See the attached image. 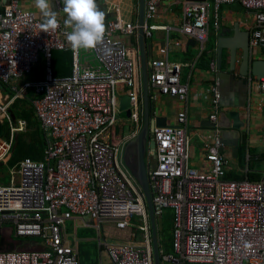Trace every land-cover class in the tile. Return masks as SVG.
Returning a JSON list of instances; mask_svg holds the SVG:
<instances>
[{"label": "built area", "instance_id": "1", "mask_svg": "<svg viewBox=\"0 0 264 264\" xmlns=\"http://www.w3.org/2000/svg\"><path fill=\"white\" fill-rule=\"evenodd\" d=\"M33 1L0 0V81L15 94L6 103L0 102L4 128L8 125L6 136L0 137V164L7 162L18 135L25 131L26 123L16 119L12 105L30 90L39 97L33 109L48 135L43 160L27 158L11 168L10 184L2 183L0 176V234L16 244L26 241L25 250H0V264H80L79 253L69 244L67 223L86 217L93 221L99 235L104 225L123 231L134 227L131 222L139 217L144 225L137 230L145 233L144 243L100 240L108 257L106 264H156L146 197L123 155L125 141L140 130L142 109L136 62L116 35H132L139 25L113 20L106 28L104 41L95 49L75 50L67 40L70 31L61 21L55 31L41 29L43 20L24 7ZM170 1L179 0H146L144 30L148 36L160 29L151 24L159 5ZM183 1V33L204 50L209 40V4ZM213 3L216 28L222 5L238 3L252 12L257 27L251 48L264 49V0ZM171 50L167 38L160 50L164 57L151 62L149 87L187 103L189 91L181 82L183 65L168 61ZM55 51L72 54V75H53ZM87 54L91 61H87ZM41 59L45 79L26 82L19 89L17 84L32 76ZM211 67L216 73L215 65ZM121 87L128 89L132 112L128 120L134 125L123 143L115 131L121 119ZM261 88L264 91V80ZM210 96V120L218 124L223 109L220 82L210 88ZM187 125L184 109L178 113L175 125L153 130L156 164L148 169V180L156 217L163 218L168 209L176 216L175 252L165 254L161 250L162 263L264 264V178H226L229 160L219 127L212 137L213 144L208 145L211 168H192ZM33 238L43 240V251L31 248L27 241Z\"/></svg>", "mask_w": 264, "mask_h": 264}, {"label": "crops", "instance_id": "2", "mask_svg": "<svg viewBox=\"0 0 264 264\" xmlns=\"http://www.w3.org/2000/svg\"><path fill=\"white\" fill-rule=\"evenodd\" d=\"M202 2H207L209 4L210 11L208 27L209 40L204 50L199 42L195 39L194 42L193 39L183 33L184 1L179 0L163 2L159 5L157 15L151 24L158 26L160 29L153 30L151 36L145 33L144 53L148 60L147 71L148 75H150L151 62L164 57L161 55L160 50L167 43V38L169 39L172 50L168 55V61L183 65L181 82L188 88V102L182 103L174 99V97L164 96L160 94L157 89L149 87L148 85L151 113L153 112L154 114L152 117L156 118L159 116V118L166 119L167 125H175L178 113L187 109V134L190 137L191 155L190 166L201 171H208L211 168L207 160V155L209 153L208 145L213 144L212 137L216 134V129L213 128L212 121L210 120L211 114L213 113L210 88L214 86L217 81L221 83V80L217 76L218 72L215 73L212 71L211 67L212 64L216 67L218 61L216 50V42L219 37L218 33H221L223 30L229 32L237 27L241 32H250L251 35H253L257 27V21L255 15L252 12L246 11L240 4H225L222 5L218 11L219 26L216 28L214 25L215 8L213 0H203ZM52 6L59 14L58 20L64 25L66 16L63 13V0H52ZM97 6L106 13V28L111 21L117 19H122L126 23H139V6L137 0H97ZM24 7L26 10L33 12L38 20H44L40 10L35 7V0L26 4ZM68 30L71 31V28L69 27ZM116 37L127 46L130 57L136 62V87L141 96V126L144 115V100L139 33L138 30L132 35L118 33ZM177 43L179 45H176ZM260 51L262 52L263 49L259 50V52ZM70 55L71 54L68 52H56L52 60L53 73L56 77H67L72 75V61ZM42 60L43 59H41L39 64L35 67L31 77L17 84L19 89H22L26 82L37 83L45 79V64ZM240 67L241 64H238L236 73H231L230 55L228 51L223 52L222 72L229 77L223 79L222 82L223 109L219 123L229 124V127L222 128L223 137L226 141L224 153L229 160L226 178L234 181H259L264 178V169H260V165L264 163V116L262 113V108L264 107V91L261 88V82L254 81V83L251 84V82L242 80L240 76ZM11 92L10 89L8 93L0 89V102L6 103L10 95H12ZM119 92L120 96L123 97L127 95L128 89L121 87ZM232 112L240 113L242 122L244 123V127L241 129H236L234 127V121L230 118V113ZM130 121V125L126 128L127 124L125 123V119L121 117L120 123L115 130L116 136L119 137L121 141L124 139L125 135H127L129 129L134 127L132 120ZM128 141L129 139L125 141V144ZM194 141L195 144L193 146ZM191 160H193L194 166L191 165ZM130 164L133 165L132 161ZM153 166L154 165L148 161V169ZM90 220L91 219L88 217L76 220V228H79L80 235L81 233H87L85 229H89L92 225ZM149 221L152 227L151 218ZM86 224L90 225V227H87ZM142 225H144V223ZM132 226L134 225L132 224ZM139 227L134 226L130 227V229L128 228L121 231L116 229L114 225H104L102 234H98L101 253H105V251L104 248L100 246V240L110 242L115 240L122 241V243L142 245L144 243L145 233L142 230H137ZM157 228L158 233L159 231H163V218H157ZM81 237L82 238L79 239L74 247L78 253L80 244L84 242L81 240L85 238L83 236Z\"/></svg>", "mask_w": 264, "mask_h": 264}, {"label": "water", "instance_id": "3", "mask_svg": "<svg viewBox=\"0 0 264 264\" xmlns=\"http://www.w3.org/2000/svg\"><path fill=\"white\" fill-rule=\"evenodd\" d=\"M194 1H203V0H194ZM139 6V39H140V63L142 69V79H143V100H144V115L143 122L139 132L133 136L126 144L124 149V162L129 169V171L134 175L138 183L140 184L145 197L147 208H149L150 218L153 228V240H154V254H155V263L163 264L161 259V244L159 239V233L157 228V217L155 213L154 202L152 199V194L150 190L149 180H148V161L151 164H156V155H155V142L153 140V130L155 127H165L167 126L166 119L152 117L154 114L151 113V104L149 98V88H148V71L147 64L148 60L144 53V39H145V18H146V0H137ZM219 37L216 42L217 47V71L218 78L221 80L220 83V92L222 96L221 105L223 107V93H222V82L223 79H226L227 76L222 72V58L223 52L228 51L230 55L231 62V73H236L238 64H241L240 76L242 80H246L254 83V81L262 82L264 80V55L260 51H254L251 48V39L252 35L250 32H241L237 27L229 32L222 31L218 33ZM194 41V40H193ZM195 42V41H194ZM262 54V58L259 56ZM120 117H122L123 112H126L128 118L131 117V99L130 96L124 95L120 100ZM13 113V112H12ZM262 113L264 116V107L262 108ZM14 115V113H13ZM221 115V114H220ZM15 116V115H14ZM230 118L234 121V127L236 129H241L244 127L242 122L241 115L239 112L230 113ZM213 128L219 127L221 129V138L224 145L226 141L223 137L222 128L229 127V124H214L212 123ZM4 124L0 117V137L3 135ZM151 136V137H150ZM17 140L14 145V149L17 146ZM132 148L135 149L134 154L132 155V164L127 158L128 150ZM224 151V149H223ZM93 223L92 220H90ZM130 229V227H129ZM10 237L2 239L0 250L16 252L25 250L26 241H21L18 244L15 241L9 242Z\"/></svg>", "mask_w": 264, "mask_h": 264}, {"label": "clouds", "instance_id": "4", "mask_svg": "<svg viewBox=\"0 0 264 264\" xmlns=\"http://www.w3.org/2000/svg\"><path fill=\"white\" fill-rule=\"evenodd\" d=\"M63 5L64 25L71 28L67 40L73 49H95L104 41L106 13L97 6V0H63ZM35 7L44 17L40 25L44 32L60 27L52 0H35Z\"/></svg>", "mask_w": 264, "mask_h": 264}, {"label": "trees", "instance_id": "5", "mask_svg": "<svg viewBox=\"0 0 264 264\" xmlns=\"http://www.w3.org/2000/svg\"><path fill=\"white\" fill-rule=\"evenodd\" d=\"M56 52H62V51H55L53 54V58L55 57ZM70 53V52H68ZM264 55V49L262 51ZM71 54V53H70ZM71 61H72V54ZM52 58V60H53ZM53 72V67H52ZM54 75V73H53ZM55 76V75H54ZM56 77V76H55ZM0 89L4 90L5 92H9V89L11 88L7 85H5L3 82L0 81ZM12 91V90H11ZM12 93V97H15V94ZM39 99V97L36 95L34 90H30L27 92V95L24 99H18L13 105H12V112L14 113L17 120H24L26 123L25 131L20 133L18 135L17 140V146L15 149L12 150L10 156L8 157V160L6 163L0 164V169L4 167H15L19 163H22L25 159L30 158L34 161H41L43 160L45 150L47 148L48 143V135L43 127L42 123L37 119L34 109H33V102L35 100ZM3 136H6V130L4 129ZM16 143V142H15ZM165 216V215H164ZM174 225L173 226V250L174 249V240H175V227H176V216L175 212L172 216ZM164 219V217H163ZM166 223L163 220V231H159V238H160V244H161V250L164 251L165 254H169L165 247L163 246V242L166 241V238L164 236ZM84 231V230H83ZM85 234L81 233V236L84 237Z\"/></svg>", "mask_w": 264, "mask_h": 264}, {"label": "rangeland", "instance_id": "6", "mask_svg": "<svg viewBox=\"0 0 264 264\" xmlns=\"http://www.w3.org/2000/svg\"><path fill=\"white\" fill-rule=\"evenodd\" d=\"M87 60L91 61L92 57L90 55H86ZM259 58H262V54L259 56ZM42 62L44 63V61L42 60ZM10 95V94H9ZM10 97H12L10 95ZM122 118L125 119V123L127 124L126 128H128V126L130 125L131 121L128 120V116L126 114V112H123ZM7 127L8 125H6L5 130H6V134H7ZM151 137V136H150ZM195 144V141L193 142V146ZM191 165H193V160H191ZM260 169L263 170L264 169V163L262 165H260ZM11 172V167H4L2 169H0V176H2V183L4 184H10V182L13 179V176L10 174ZM174 214V210L172 209H168L165 212V216H164V222L166 223V227H165V232H164V236L166 238V241L163 242V246L165 247V250L169 253V254H174V250H173V226L174 222H173V216ZM132 224L135 227H141V225L143 224V221L139 219V217H134L132 220ZM13 225H7L6 227H12ZM79 229V228H78ZM76 228V223L74 221H70L67 223V233L69 236V243L75 247L76 243L79 241L81 237L79 230ZM81 230V229H80ZM86 230V234H85V238H83L84 241L83 243L80 244L79 246V263L80 264H106L108 262V257L107 255L103 252L101 253V249L99 247V235H98V230L91 225V227L89 229H85ZM2 240V235L0 234V243ZM27 242H29V244H31V248L32 249H36L38 248V251H43L44 250V242L42 239L40 238H33V239H29ZM109 243H122V241H115L112 240V242L108 241ZM135 244V243H134Z\"/></svg>", "mask_w": 264, "mask_h": 264}, {"label": "flooded vegetation", "instance_id": "7", "mask_svg": "<svg viewBox=\"0 0 264 264\" xmlns=\"http://www.w3.org/2000/svg\"><path fill=\"white\" fill-rule=\"evenodd\" d=\"M130 140V139H129ZM124 149H125V147H124ZM124 151V150H123ZM134 151H135V149L134 148H132L131 147V149L130 150H128V155H127V158H128V160H130V161H132L131 159H132V155L134 154ZM131 158V159H130Z\"/></svg>", "mask_w": 264, "mask_h": 264}]
</instances>
